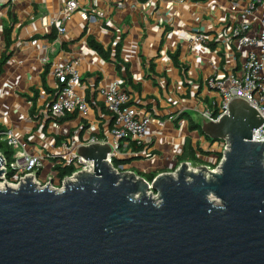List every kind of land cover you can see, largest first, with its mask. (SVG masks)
<instances>
[{"label": "water", "instance_id": "1", "mask_svg": "<svg viewBox=\"0 0 264 264\" xmlns=\"http://www.w3.org/2000/svg\"><path fill=\"white\" fill-rule=\"evenodd\" d=\"M202 120L206 138L230 145L219 171L182 163L155 178L157 199L144 178L118 173L100 144L79 148L94 172L63 190L32 178L6 184L0 264H264V143L253 141L264 121L240 99L218 123Z\"/></svg>", "mask_w": 264, "mask_h": 264}, {"label": "crops", "instance_id": "2", "mask_svg": "<svg viewBox=\"0 0 264 264\" xmlns=\"http://www.w3.org/2000/svg\"><path fill=\"white\" fill-rule=\"evenodd\" d=\"M68 1L10 0L1 11L0 62L4 57L6 60L0 69V133L14 131L29 147H34L29 149L27 145L30 154L43 157L59 155L62 145L76 134L81 142L94 137L105 139L110 134L111 116L106 110L105 97L99 91L121 80L131 97V105L148 110L157 121H166L165 128L156 124L151 127L148 144L142 150H134L139 146L130 144L127 153L133 155L122 160L125 161L123 166L136 174L149 173L152 169L159 174L173 172L188 138L184 133L187 125L185 120L179 121V128L175 125L178 132L170 142L169 136H165V131L169 132L167 120L184 111L191 113L220 102L219 96L206 94L210 67L201 51L182 48L179 56L182 68H179L166 55L174 53L173 48L161 49L163 33L169 23L179 18L177 27L193 26V17L197 14H192L196 8L168 14L162 8L155 12L154 6L138 0H76L78 10L71 19H66L64 5ZM219 13L220 10L214 9L205 17L202 15L205 25L224 28L215 24ZM161 20L163 26H160ZM60 26L65 27V34H58ZM90 39L105 50L110 49L111 60H104L89 45ZM119 44H122V59L130 65L128 72L123 64L118 67L115 62ZM218 50L220 55H217ZM234 52V47L226 42L217 44L215 53L222 70L228 60L234 59ZM236 55L239 60L241 55ZM74 57L81 59L80 90L94 108L98 124H92L89 115H77L61 122L49 112L54 98L51 91L57 90L51 71ZM178 72L181 79H177ZM150 80L160 91L146 97L145 85ZM173 107L177 110L173 111ZM67 124L71 125L69 129L62 126ZM191 141L193 144V139ZM210 145L209 141L201 142L200 148L207 151ZM197 154L199 158L200 153Z\"/></svg>", "mask_w": 264, "mask_h": 264}, {"label": "built area", "instance_id": "3", "mask_svg": "<svg viewBox=\"0 0 264 264\" xmlns=\"http://www.w3.org/2000/svg\"><path fill=\"white\" fill-rule=\"evenodd\" d=\"M8 2L10 0H0V13ZM138 2H146V4L154 6L153 10L155 12L162 8V11L168 14L183 11L188 7L196 8V11L192 14H197L193 17L194 27L186 24L177 27L176 22L179 18L176 22L172 20L164 30L161 42V49L164 48L165 51L173 48L175 52L180 51L181 53V49L185 47L190 51H201L209 60L210 75L205 82V86L210 92L218 94L220 102H214L210 107L206 106L203 111L196 110L192 112L196 115L200 114V117L206 118L212 123H218L223 117L229 115L230 103L240 99L256 109L264 121V0H227V4L217 3L216 0L206 2H194L193 0H138ZM242 3H245L246 6L238 7L237 4ZM78 8L79 4L76 0L66 2L64 5L65 18L71 19ZM214 9L220 10L226 17L223 23L218 24V26L224 25V28L220 30L216 29L214 25H205V20L202 18V15L205 17V14ZM262 9V15L257 14ZM227 17L230 20L227 21ZM163 25L164 21L161 20L160 26ZM57 30L58 34L66 33L64 26H60ZM183 30L185 32L179 35ZM221 42L233 46L235 52L241 55L238 60L234 52V59L226 62L224 70H222L215 53L217 44ZM174 53L167 52L166 55L171 59L170 54ZM217 55H220L219 50ZM80 62L79 57H74L64 65L55 66L51 71V76L56 81L57 89L60 88V91L51 102L49 112L58 121L69 115H86L90 110L86 95L80 90L81 76L78 70ZM99 92L105 97L106 110L111 116L109 137L105 139L94 137L88 142H81L76 134L74 138L62 145V151L59 155L47 156L54 161L55 166L51 169L47 178H42L41 175L45 169V157L30 154L27 145L14 131L8 130L0 133V141L7 143L14 152L12 162H8L2 154L5 162L0 169L5 170L6 174L3 175L1 181L17 188L27 178H32L38 187L49 186L54 190H63L69 182L76 180L78 174L94 172V162L80 157L78 150L81 147L95 144L111 147V153L108 155L107 160L118 173H135L127 171L123 166L125 161L122 160H126L133 155L127 153V149L132 143L139 147L146 146L151 127L156 124L160 128H165L166 121H157L149 114L148 110L145 109L144 112H141L142 109L131 105V97L121 80L100 88ZM187 112L190 111L171 116L169 120L176 121L180 115ZM253 141L264 143V124L254 131ZM228 148H230L228 142L216 141L209 146L208 150L210 151L200 148L203 153L199 154V161L201 162L199 165H193L191 162L187 163L194 170L198 168L193 167L202 166L212 172H218L226 153L230 150ZM59 159L63 161L62 165L57 164ZM115 161L121 164L116 166ZM180 165L173 172L163 174H175ZM57 167H74L75 171L70 176L62 179L59 177ZM9 170L15 173L11 179H8ZM142 174H156L157 177L163 175L153 172V169L149 173ZM142 174L138 173L137 175L142 177ZM144 179L148 181L146 178ZM153 181H148L150 194L157 199L158 194L152 190Z\"/></svg>", "mask_w": 264, "mask_h": 264}, {"label": "trees", "instance_id": "4", "mask_svg": "<svg viewBox=\"0 0 264 264\" xmlns=\"http://www.w3.org/2000/svg\"><path fill=\"white\" fill-rule=\"evenodd\" d=\"M193 1L194 2H198V1L206 2V1H209V0H193ZM89 45L98 54H100L104 58V60H106V61L107 60H111L110 52H109L110 49L105 50L104 46H102L100 43H98L94 39H90L89 40ZM121 51H122V44H119L117 46V49H116L115 62H116V64H118V67H120V64H123L126 67L127 72H128V68L130 67V65L127 64V63H125L124 60L122 59V57H121ZM170 56H171V59L173 60V62L175 63L176 67L182 68V65H181V63L179 61L180 51H177L174 54H170ZM5 58L6 57H4L3 61L0 62V69L2 68V66H3V64H4L5 60H6ZM152 68H154V66H152ZM129 82H130V84L131 83L133 84L132 78L131 79L129 78ZM59 91H60V88L57 89L56 91H51V93L54 95V98L56 97V94ZM35 93H37V92H35ZM75 116H77V115H69V116H67L64 119H61L60 121L61 122L62 121H67L69 119H73ZM186 117H189L190 118V121L192 123L190 129L191 130H199L201 132V135L204 136V134L202 132V125L204 123V120H202V118L199 115L197 117H195L196 121H193L192 116H191V114L189 112L184 113V114H182V115L179 116V119L178 120L175 121V125L177 126L178 125V122L181 121V120H185ZM0 131H2V130L0 129ZM58 140L60 141V138H58ZM206 140L209 141V142H211V143L216 142V141H212L209 138H206ZM142 148L143 147H139V148H135L134 147L133 149L134 150H142ZM198 152L199 153H203L200 148L195 149L193 147L192 141L189 138H187L186 144L184 146L183 153H182L181 156L178 157V165H180L182 163H185V162L186 163L187 162H191L193 165H199L201 162L199 161V158L197 157V153ZM0 153L3 154L6 157V159L8 160V162H12L13 161V154H14V152L7 145V143L0 141ZM115 164H116V166H118L121 163L115 161ZM74 171H75V168L74 167H70V168L57 167V172L59 173V177L62 178V179L65 178V177H67V176H70L72 173H74ZM14 174L15 173L13 171H10L9 170V172H8V179H11L14 176ZM141 176L144 177V178H146L150 182L153 181L157 177L156 174H152V175L142 174Z\"/></svg>", "mask_w": 264, "mask_h": 264}, {"label": "rangeland", "instance_id": "5", "mask_svg": "<svg viewBox=\"0 0 264 264\" xmlns=\"http://www.w3.org/2000/svg\"><path fill=\"white\" fill-rule=\"evenodd\" d=\"M217 3H220V4H227V0H216ZM238 7L242 8V7H245V3H242V4H237ZM263 13V9L259 12H257V14L259 15H262ZM226 20V17L222 15V12H220L218 14V17L216 19V22L215 24L218 25L220 22H224ZM156 56V54H155ZM177 79H181V76L179 75V72L177 74ZM146 87V91H145V96L148 97V96H153L155 95L157 92L160 91V87L156 86L155 85V82L153 80H150L149 82H147V84L145 85ZM206 94L207 96H211V97H214V96H218L217 93L215 92H210L209 89L206 90ZM170 107V106H169ZM140 109V108H138ZM173 111H176L177 110V107H173ZM204 109L202 108L201 111H203ZM141 112H144L145 109H142L140 110ZM191 116H192V119L193 121H196L195 117H197L198 115L200 114H197L195 115L194 112H191L190 113ZM89 115V117L91 116V118H89V121L92 122V124H98L99 121L97 119V116H96V113H95V110L93 107H90V112L86 114V116ZM168 122V126H169V132L165 131V136H169V139H170V142H172V139L176 136L178 130L176 129L175 127V121H172V120H167ZM185 122H186V128L184 129V133L188 136V138L191 140L193 139V147H195L196 149H198L200 147V143H207V140L204 136L201 135V132L199 130H191V121H190V118L189 117H186L185 118ZM64 128L67 127L68 129L71 127V125H62ZM154 128V127H153ZM172 130V131H171ZM178 141V140H177ZM23 142L27 144L26 141L23 140ZM29 147V145H28ZM32 149L34 148L33 146L32 147H29V149ZM45 157V160H44V164H45V169L43 170L42 172V175L41 177L42 178H47L48 175H49V172L51 171V169L55 166V163L52 159H49L47 156H44ZM57 164L58 165H62L63 164V161L62 160H58L57 161ZM193 168H198L197 167H193Z\"/></svg>", "mask_w": 264, "mask_h": 264}, {"label": "bare ground", "instance_id": "6", "mask_svg": "<svg viewBox=\"0 0 264 264\" xmlns=\"http://www.w3.org/2000/svg\"><path fill=\"white\" fill-rule=\"evenodd\" d=\"M194 171H198V170H194ZM6 183H3L2 181H0V189L4 190V188L6 187ZM15 187V186H14Z\"/></svg>", "mask_w": 264, "mask_h": 264}]
</instances>
